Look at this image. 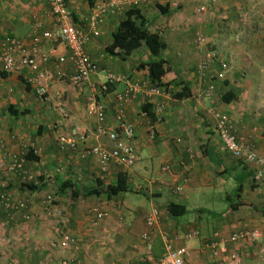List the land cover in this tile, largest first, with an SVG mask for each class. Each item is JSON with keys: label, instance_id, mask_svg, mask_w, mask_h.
I'll list each match as a JSON object with an SVG mask.
<instances>
[{"label": "crops", "instance_id": "obj_1", "mask_svg": "<svg viewBox=\"0 0 264 264\" xmlns=\"http://www.w3.org/2000/svg\"><path fill=\"white\" fill-rule=\"evenodd\" d=\"M250 1L252 18L256 19L253 28L258 31L261 26L262 31L249 46L254 56L242 57V62L237 59L247 68H233L223 80L215 79L220 70L218 63L199 74L197 68L207 49L196 46L195 35L201 32L208 36L207 43H221L216 32L218 18L238 22L241 8L248 7ZM67 2L76 28L88 36L84 51L98 66V72L80 88L70 84L73 68L63 44H32L35 36L40 38L52 28L47 0H0V40L11 37L23 40L27 51L36 49L38 56L47 58L42 66L50 76L49 101L45 103L26 86L25 74L0 78V185L7 188L14 203H28L26 214L30 216L27 221L21 214L8 219L0 206V264H59L64 258L74 264L153 263L165 254L166 237L175 239V246L188 249L189 264H226V256H211L207 239L215 232L227 237L245 229L257 233L258 241L229 245L228 253L239 247L236 254L240 264H264V176L254 181L253 166L224 151L214 131L213 117L214 112L226 114L239 142L264 156V93H257L258 82L264 81V0H146L139 8L144 24L165 46L160 55L168 68L163 83L170 85L165 86L169 91L163 90L160 96L147 95L151 87L147 71L138 69L139 64L153 60L144 46L123 61L105 52L125 12L132 8L123 6L116 13L100 17L94 36L90 29L92 0ZM199 7L206 8L202 16L197 14ZM160 9L167 12L161 13ZM215 44L214 49L222 52L239 48L237 44ZM60 57L66 58L65 62L56 68ZM58 69L65 75L61 80L55 76ZM110 74L141 89L123 107L125 121L134 132L139 161L131 170L112 165L107 174H102L95 160L84 154L89 147L108 144L105 137H96L98 124L87 112V98L92 87ZM123 81L97 93L109 130L116 128V96L125 90ZM183 85H187L191 97L174 100L172 94L180 92ZM211 85L214 90L208 97ZM224 96L232 97L231 101L223 102ZM76 125L86 130V141L79 145L77 153L69 154L60 149L56 138L68 135ZM151 134L155 135L153 140ZM10 136H15L13 143ZM24 143L34 148L21 155L25 169L37 179L28 184L30 187L21 185L17 175L5 171L10 161L7 155ZM29 153L37 160H27ZM119 173L126 174L128 192L107 198L103 189L114 184ZM244 176L241 192L237 193L238 181ZM65 182L77 193L76 199L70 196V189H60ZM223 188L239 195L237 202L230 203L240 204L236 210L229 206L227 214L219 218H188L192 197L207 196ZM48 193H54L55 209L67 217L65 231L77 241L74 248L59 247L57 219L42 206ZM245 196L247 201L243 200ZM226 199L229 201L228 196ZM169 204L184 207L186 214L171 216ZM153 209L159 215L156 226L149 229L145 220ZM93 211L104 212L106 217L98 221ZM194 230L199 237L189 238ZM143 234L148 236L145 241L141 239ZM201 234L210 237L203 238Z\"/></svg>", "mask_w": 264, "mask_h": 264}, {"label": "built area", "instance_id": "obj_2", "mask_svg": "<svg viewBox=\"0 0 264 264\" xmlns=\"http://www.w3.org/2000/svg\"><path fill=\"white\" fill-rule=\"evenodd\" d=\"M76 3L78 0H70ZM146 0H92L94 4V11L92 13L91 27L93 35L96 36L95 25L99 18L110 13H116L122 9L123 6H128L132 9H139ZM49 6V16L51 19L52 28L41 34L40 38L35 36L32 40L33 45H38L40 42H59L67 49L69 56L68 60L73 68V75L69 81L72 87L80 88L90 77L98 72V66L95 62L89 59L84 49L88 42V36L84 35L78 28H76L72 14L66 0H47ZM205 7H199L197 12L203 13ZM33 37V36H32ZM198 47H203L204 40L198 38L196 41ZM64 57L56 60L55 66L58 68L59 64L65 62ZM47 61L46 57L38 56L37 50L33 49L27 51L23 40H18L11 37H4L0 40V71L7 74H25L26 86L32 88L35 96L42 103L48 102V82L49 74L43 68V64ZM218 63L220 70L215 74L216 80H223L227 71V64L224 61L217 59L211 54H204L198 65V73L204 74L210 66ZM58 80L65 77L63 72L59 69L55 74ZM120 77L114 75H107L102 83L98 86L92 87V94L87 98V112L89 115L95 117L97 122L96 137H105L107 145H95L85 149V155L92 157L97 165L100 173L107 174L112 165H115L123 170H128L136 166L139 161V154L134 132L130 125L125 121L124 105L132 98L133 95L139 93L141 90L138 85L133 84L128 80H124L125 90L123 93L116 96L118 109L115 115V129H107L105 127V111L102 105L97 101V93H104L108 87L113 84L122 82ZM213 85L209 87L206 95L210 97L213 92ZM147 95L160 96L163 90L155 87H149L146 91ZM215 120L214 131L219 138L224 151L233 158L242 161L246 165L253 166V180L260 181L264 176V156H260L252 150L246 149L232 132V125L229 117L220 112H214ZM55 130V126L53 127ZM86 130L79 126H73L68 135L57 136V142L62 151L69 154L77 153L80 144L86 141ZM154 134H151L150 139H154ZM15 136H10V141L13 143ZM32 151L34 148L31 145L23 144L19 146V151L11 152L7 157L9 163L5 166V171L10 174L17 175L26 184L34 183L36 177L27 172L25 169V162L22 159V152ZM60 173V170L57 171ZM0 206H2L7 214L8 219L11 216L21 214L24 220H29L30 216L26 214L28 203L17 202L11 198L4 185H0ZM42 206L48 215L57 219L56 233L59 237V247L61 249H71L77 245V241L69 233L65 231L67 224V217L61 211L55 209L56 199L54 193H48L43 201ZM96 220L101 221L106 217L104 212L93 211ZM159 212L153 209L145 220L146 227L152 229L156 226ZM199 232L194 230L190 233L189 238H198ZM258 234L252 231L243 230L236 234L227 237L215 232L208 240L206 248L210 251L214 259H219L223 254L227 253V245H235L241 242L254 243L258 241ZM142 240H147V234L141 236ZM175 239L165 238L166 250L157 261L146 264H189V251L184 246H175ZM263 254V253H262ZM237 254L233 253L230 256L231 264H234ZM59 264H74L71 259L64 258Z\"/></svg>", "mask_w": 264, "mask_h": 264}, {"label": "trees", "instance_id": "obj_3", "mask_svg": "<svg viewBox=\"0 0 264 264\" xmlns=\"http://www.w3.org/2000/svg\"><path fill=\"white\" fill-rule=\"evenodd\" d=\"M67 2V0H66ZM161 13H166L167 9H160ZM74 22V21H73ZM144 46L153 60L147 63H141L138 65V69H146L147 78L152 87L158 88L160 90L169 91L167 87L170 84H164L163 78L168 73V68L166 63L160 58L161 53L164 51L165 46L159 36L152 34L147 30L144 24V20L140 14L139 9L127 10L124 14V19L119 23L117 31L112 35L111 44L106 47L105 52L109 56H118L120 60H125L126 57L132 54L133 51ZM159 60H156L158 59ZM7 73L0 71V78L6 76ZM28 87V86H27ZM174 100L182 101L191 97V93L187 85H183L180 92H174L172 94ZM232 98V97H231ZM230 97H223V102H230ZM9 113L12 114V110L9 108ZM26 114V113H23ZM22 115V114H21ZM148 116H151L147 113ZM27 160H37L31 153L26 156ZM241 183H239L236 189L237 193L241 192ZM25 186L30 187L28 184ZM60 189L63 191L70 189V196L72 199L78 197L73 187H67V183H62ZM129 185L127 183V177L124 173H119L114 184L108 185L103 189V192L107 198L116 197L118 194L127 193ZM99 194V193H97ZM239 198V195H236ZM239 203L230 205L232 211L236 210ZM167 211L173 217H181L186 214L184 207L175 204H169L167 206Z\"/></svg>", "mask_w": 264, "mask_h": 264}, {"label": "rangeland", "instance_id": "obj_4", "mask_svg": "<svg viewBox=\"0 0 264 264\" xmlns=\"http://www.w3.org/2000/svg\"><path fill=\"white\" fill-rule=\"evenodd\" d=\"M216 4V3H215ZM248 7H245L244 9L241 8V18L240 20L237 21H231V20H227V19H221L218 18V24L216 26V32H218L219 36H220V41H222L221 43L218 42H213L209 41L207 43V38L208 36L203 35L201 32H198L195 35V39L194 42L197 41L198 38H202L204 40V45L203 47H201L202 49L205 48L207 49L204 50V54H211L212 56L216 57L217 59L224 61L227 64V71L224 75V78L226 77V74L228 72H230V74L233 71V68H239L242 69L244 71V69H246L247 67L243 66L242 64H240V62H242V57H248V56H254V54L252 53V49H249V46L252 44V41L255 40V35L257 33H259L260 31H262L261 26H259L258 31H255V28H253L254 25H256V19L252 18V1L247 3ZM206 11V9H205ZM197 14H201L200 16H202L203 13H199L197 12ZM199 16V15H198ZM261 20V19H260ZM239 42V43H238ZM215 43H218L219 45H222L223 43H228L233 45L237 44V47L241 48V49H236V50H228L225 52H222L221 50L217 51L214 49L215 47ZM215 44V45H213ZM197 46V44H196ZM208 47V48H207ZM213 47V50H212ZM237 53V54H236ZM239 53H242V56L238 55ZM237 59H240L239 63L237 62ZM201 60V59H200ZM230 70V71H229ZM245 75V74H242ZM233 77V76H232ZM234 78V77H233ZM243 83V82H242ZM259 87V91H257V93L260 94V92L264 93V81L262 82H258ZM31 138V137H30ZM16 150L19 151V149L17 147H14ZM7 165V164H6ZM137 165V164H136ZM252 168V167H251ZM131 170V169H128ZM33 172V171H32ZM31 173V172H30ZM251 173H252V169H251ZM18 178V177H17ZM244 178L239 179L238 182H242L244 181ZM7 179V178H6ZM20 179V184L21 185H25L26 183L21 179ZM37 180V179H36ZM7 183V182H6ZM252 188V187H251ZM252 191V189H251ZM213 194H209V195H203V196H198V197H192V199L190 201H192V205H188L189 209H190V214H188V218L190 219H195V217L197 215H200L202 217L205 218H219L225 216L228 212L230 203H235L238 201L235 192H231L230 189H224L223 190H217V191H213ZM229 197V201L226 199V197ZM244 201L248 200V197L245 196L243 197ZM197 206H202V209H197L194 207ZM225 214V215H224ZM248 231H252L251 229H245ZM202 236V234H201ZM203 238H209V237H204ZM250 243V242H247ZM252 244V243H251ZM229 245L226 246V248H228ZM232 247V245L230 246ZM229 248L227 249V253L223 254L224 256H226V264H231L230 261V256L232 253H236V252H240L241 248H237L234 249L233 248L231 250H233L232 252L228 253ZM238 255V254H237ZM223 256L219 257V259H222ZM241 263V259L239 258H235L234 264H240Z\"/></svg>", "mask_w": 264, "mask_h": 264}]
</instances>
